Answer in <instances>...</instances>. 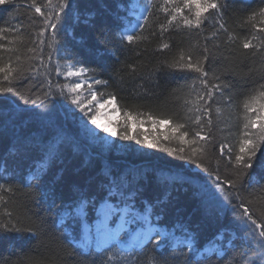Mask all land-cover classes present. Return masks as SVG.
I'll use <instances>...</instances> for the list:
<instances>
[{
    "label": "trees",
    "instance_id": "trees-1",
    "mask_svg": "<svg viewBox=\"0 0 264 264\" xmlns=\"http://www.w3.org/2000/svg\"><path fill=\"white\" fill-rule=\"evenodd\" d=\"M133 2L71 0L74 7L64 23L58 26L55 38L50 28L40 32L44 25L39 14L30 7L31 0H10L8 4L0 5V45L3 46L0 47V66L9 62L15 65L20 57L25 67L37 70L25 73L23 80L11 83L3 81V73H0V84L15 87L29 98L26 101L15 93H0V186H3L0 225H9V230L0 228V264H47L52 259L58 260L59 264H148L149 255L160 254L154 252L155 237L142 249H124L116 243L105 247H82L64 239L69 232L67 222L61 226L62 208L85 195L97 201L98 209L103 200L97 197L106 195L107 181L113 177L117 183L123 181L126 185L122 187L125 198L108 201L119 209L131 205L130 208L137 211H150L151 222L162 228H175L179 234L195 236L199 249L208 242L217 243L218 232L230 233L234 227L225 218L218 195L209 192L211 178L198 164L181 158L188 154V146L180 145L174 135L167 140L163 137L158 140L170 148L183 146L185 153L172 155L161 148H149L120 136L111 145L90 137L81 125L72 94L68 92L69 80L63 77L60 67L72 63L87 69L98 80H108L106 86L99 85V93L106 97L116 96L115 102L123 118L127 110L134 119L139 116L144 123L149 120V115L172 125L181 123L185 128L180 131H187L185 139H191L194 132L201 129L192 123L198 114L189 111L193 104L185 101L195 100L205 89L200 84L199 74L171 69L163 62L171 61L181 50H190L195 59L204 47H208L212 55L204 67L209 74V87L213 83L228 87L223 88V95L216 93L209 101L212 109L210 131L207 117L202 118L201 135L212 137L207 149L208 158L202 162L214 170L219 161L224 178L228 148L232 149L234 159L239 141L244 138L243 103L260 84H264V45H261L264 32L259 31L264 28V23L257 22L254 26L247 19L252 11L264 7V0H220L225 6L220 9L222 15L215 11L206 14L199 29L183 26L179 19L169 26L170 16L161 8L164 0H152L147 23L133 33L147 39L129 44L119 37V32L125 22L124 15L128 14ZM36 3L45 12L50 10L46 0H36ZM57 3L58 0H52V7L55 8ZM175 4L183 7L182 0H175ZM165 6L171 10L175 5ZM184 14L190 16L189 9L186 8ZM161 24L167 31L161 33ZM229 36L233 40L230 41ZM254 36L258 39H253ZM245 40H251L256 47L243 49ZM165 42L170 45L168 49L160 47ZM30 48L36 51H28ZM130 65L136 67L135 72ZM225 68L229 70L225 71ZM49 88L51 94L45 101L46 106L41 107L39 101L45 98ZM118 144H126L127 149L122 151ZM220 144L226 146L223 155L219 151ZM53 145L58 150L54 163L47 159L48 149ZM261 159L262 153L258 152L254 164L257 179L264 175ZM143 163L152 165H140ZM184 171L196 172L199 176L190 178L192 183L189 184L184 183V178L175 182L173 177L166 176ZM153 173H157V178ZM35 176L40 178L34 179ZM101 184L105 185L102 193L97 191ZM261 185L264 180L260 184H245L247 199L253 198L248 193L259 194ZM129 192L133 194L132 199L127 198ZM121 213L113 217L112 222H116ZM38 218L46 221L55 238L51 244H38L31 234L10 230L28 227L30 223L38 222ZM97 218L98 213L93 212L88 221L92 223ZM80 229L81 226L73 233L76 239ZM220 243L225 248L224 253L195 254L193 264L197 261L199 264H233V257L235 264H247L241 259V252L249 246L248 237L236 239L235 247L231 243L227 246V241ZM176 251L191 255L182 245L177 246ZM164 254H168L167 249Z\"/></svg>",
    "mask_w": 264,
    "mask_h": 264
},
{
    "label": "snow or ice",
    "instance_id": "snow-or-ice-1",
    "mask_svg": "<svg viewBox=\"0 0 264 264\" xmlns=\"http://www.w3.org/2000/svg\"><path fill=\"white\" fill-rule=\"evenodd\" d=\"M10 0H0V5H6ZM46 4L49 7V11L45 12L42 10L41 6L36 3V0H31L30 7L34 8L36 14L42 18L41 23L44 25L40 29V32L48 31L52 29V35L55 38L57 32L59 31L58 26L64 23L65 19L69 16L73 9L71 0H58V3L55 8L52 7V0H46ZM174 4L175 6L170 10L165 5ZM183 7L179 4H175V0H164V3L161 5L162 10L165 13H168L170 18L167 20L169 26L173 25L179 19V23L183 26L189 28L199 29L204 20L207 18L206 14H209L212 11H215L217 14L220 13V9L225 7L220 3V0H182ZM135 7V6H133ZM189 9L190 16L185 15V9ZM194 8L195 11L192 12L191 9ZM144 23H147V16H143ZM249 22H252L254 26L257 22L264 23V7H261L258 10L252 11L247 17ZM144 24L140 22V18L135 20L130 19L128 21V27L125 29V32L128 33L122 36V40H127L129 44L138 43L142 40H146L147 37L141 35H135L137 29H143ZM179 26V25H177ZM161 33L167 31V28L164 24L159 25ZM220 28L224 29V25L220 24ZM2 31V30H0ZM226 31V29H225ZM259 31L264 32V28L259 29ZM215 36L216 34L213 33ZM16 39H22V37H16ZM39 39V34L37 35ZM228 39L233 40L232 36H229ZM253 39H258V37H253ZM55 42V40H54ZM40 43H43L41 40ZM261 45H264V41H261ZM0 47H3L0 45ZM160 47L163 49H168L170 45L168 43H161ZM243 49H252L256 47L253 45L251 40H245L242 44ZM28 51L35 52V48H30ZM212 53L208 47H204L202 53L199 57H193L192 52L181 50L179 54L171 59V61L165 60L163 63L167 65L168 68L186 70L189 72H194L199 74L198 78L200 79L201 86L205 89L204 94H197L195 100L188 101L185 103H192L193 108H190L189 111H195L198 113L195 115L192 123L198 125L201 130L195 131L191 139H185L188 136L187 131H180V129L185 128L184 124L175 123L171 126V132L174 134L173 138L180 143V145L188 146V154L181 155L182 159L192 161L205 172L208 177L211 178L210 183H208L209 192L212 195H218V198L223 203V209L225 212V218L230 220L234 225L231 232H218L217 240L220 242L227 241L228 243L233 244L235 247L236 239H243L244 237L249 238V246L246 251L241 252V259L246 260L247 264H264V185H261L259 189V194L253 196L252 193H248V196H252V199H247L245 193L247 189L244 187L245 184H260L261 180H264V175H261L259 179L255 176L254 164L257 163V153H262L261 159V169L264 170V84H260L256 91L247 97L243 103V108L245 110L244 114V124L242 136L244 137L239 141V150L235 154L234 159L232 155V149L228 148V167L225 169L224 178L220 173L219 161L216 162L217 167L214 170H210L209 167H206L202 162L208 158V145L212 140L211 136L201 135V131L204 129V123H202V118L207 117L206 124L208 130H211L212 125V116H211V107L209 101L213 99V96L216 93L223 95V88L228 87L227 84H215L213 83L209 87L208 72L205 70V63L209 61ZM42 59V58H41ZM51 60V57H48ZM133 72L136 71L134 65L129 66ZM229 69L225 68V71ZM37 71L33 67H25L20 62V57H17V62L13 65L11 62L3 64L0 66V73H3V81L11 83L13 80L21 81L25 78V73ZM59 72V68L56 69ZM87 70L84 68H76L75 66H69L66 71L63 73L67 77H80ZM214 79H219V77H214ZM264 79V77H262ZM95 85H107L108 80H93ZM82 83H73L68 87V92L71 93L72 103L78 107L81 112L84 114L87 120H90L93 125L97 128L102 129L104 132L110 133L112 136L119 135L123 140H135L138 144L146 145L149 148H161L165 152H169L172 155H180L185 153V147L180 146L178 148H170L164 144H161L158 139H153L152 141L147 140V138H140L138 135H132L130 132V123L133 121V114L130 111H125V122L124 127L120 132H117L113 129L102 125L98 116L101 114L100 109H103L105 105L112 104L116 101V96L114 94L109 95L106 99L101 100L97 99V93L92 90L91 85H89V94L90 99H87V105L84 99H81L80 89H82ZM194 88V85H193ZM0 93H15L16 96L20 97L23 100H28L27 96H23L21 92L17 91L15 87H5L0 84ZM51 94V88L49 92L45 93V98L40 100V106L45 107V101L48 96ZM61 94H63V89H61ZM103 96V94H101ZM93 102H95L93 104ZM33 104L36 101H32ZM220 109L217 108L216 112L219 113ZM249 113H255L254 116H250ZM148 119L152 121L153 124L161 125L167 123V120L153 119L151 115L148 116ZM137 121L143 123L142 120H139L137 116ZM255 130V131H253ZM178 133V134H177ZM165 139H169L165 137ZM225 145H219V151L223 155L225 153ZM58 150L57 146H50L47 153L48 161L54 163L57 158ZM43 170V166H42ZM111 175V173H110ZM39 176H35L34 179H39ZM122 187H126L123 181L117 183L116 178L109 179L107 181V190L106 195H100L97 199L104 201L101 208L97 209L96 200L87 198L85 195H81L80 199L70 203L62 208L63 215L61 216V226L66 222L68 227L72 229V232L64 236V239L69 241V244L73 243L74 237L73 233H76L80 226H84V236L83 241L85 244L91 243L90 228L87 225L88 217L93 212H98L102 215L103 219L98 223L103 226V239L105 241L115 240L116 243H119L118 232H114L108 226L109 220L117 216L121 209L117 205L111 204L108 200L120 198H125V191L122 190ZM79 191V189L77 188ZM105 185L101 184L98 186V192H104ZM0 191H3V186H0ZM11 191V189H8ZM226 194V195H225ZM128 199L133 198L131 192L128 193ZM3 197L0 196V200ZM236 201L233 204V201ZM131 205L126 206L124 211H127V208H130ZM11 216V213H9ZM120 228H123L129 221L124 220L121 216ZM143 221L148 227L144 230L143 237L137 239L135 245L132 247L143 248L145 241L153 242L154 240V252H159L158 255H149L148 264H193V257L198 251L196 246V237L191 234H186L183 238H178L173 232L164 231L160 229H155L151 226V221L148 216H144ZM136 217H133L135 222ZM17 223H20L19 218H17ZM0 228L4 230H9V225H0ZM13 232L17 233H29L31 238L36 240L38 244H51L55 238L52 237L51 232L46 224V221L42 218H38V222L30 223L28 227L25 228H16L12 227L10 229ZM63 235V234H62ZM101 233H97V237L100 238ZM172 245L170 248L169 245ZM183 246L187 249L188 253L191 255H186L183 252L179 254L176 251L177 246ZM223 245L215 247L216 251L220 250V247ZM167 249L168 254H164V250ZM208 259V257H205ZM111 260V258H109ZM29 264H41V262H29ZM47 264H59V261L52 259L47 262ZM199 264V261L196 262ZM233 264H235V257H233Z\"/></svg>",
    "mask_w": 264,
    "mask_h": 264
},
{
    "label": "rangeland",
    "instance_id": "rangeland-1",
    "mask_svg": "<svg viewBox=\"0 0 264 264\" xmlns=\"http://www.w3.org/2000/svg\"><path fill=\"white\" fill-rule=\"evenodd\" d=\"M149 1L150 0H134L133 5L135 6V15L137 18L138 17L140 18V22H142V19H143L142 17L144 16V12H145L146 7L148 5L147 2L149 3ZM125 34H128V33H125ZM69 66H75V65H73L72 63L61 64V67H60L61 73L63 74ZM75 67L81 68V67H77V66H75ZM63 77L70 81L69 87L73 83H82L83 84L82 89H80L79 91H80L81 99L85 100L86 105H87V99H90L89 85H91L92 90H94L97 93V99L98 100H101V102H103V99L107 98L104 95L101 96V93H99V85H95L92 83L93 80H98V79H96L92 75L90 76L88 71H86L80 77H67L64 74H63ZM94 103L95 102H93V104ZM73 105L75 106V109L80 112V116L82 119V121H81L82 127H84V129L86 130V132L88 133V135L90 137L99 138L100 140H103L104 143H106L107 145H111V144L116 142V139L119 135L112 136L110 133L104 132L102 129L97 128L95 125H93L91 123L90 120L86 119L84 114L81 112V110L78 107H76L75 104H73ZM100 113L101 114L98 116V120L102 125L108 127L109 129H113L117 132H120L123 129L125 118H123L122 115L120 114V111L118 109V104L116 102H114L112 104L105 105V107L103 109H100ZM249 115L254 116L255 113H249ZM119 122H121V124H118ZM145 123L148 125H145ZM145 123H144V121H143V123H140L136 119L133 118V121L130 123L131 134L132 135H138L142 139L147 138V140H149V141H152L154 138L159 139L162 137L165 138V137H170V135H174L171 132L172 124L170 122H167V123H164L161 125H156V124H153L151 120H148ZM117 147H119V149H121L122 151L124 149H127L126 144H125V146H123V145L121 146V144H118ZM194 173L195 172H193V174ZM166 176L169 178H172V177L174 178L175 174L171 175V173H170V174H166ZM180 178H183V177H180ZM108 202L113 204L110 201H108ZM103 203H104V201H103ZM103 203L99 206V208H101ZM125 209H126V207H122V209H121L122 213L119 216V219L117 220L116 224L111 223V221L109 220L108 226L114 232H118V236H119V240H120L119 245H122L124 248L129 249V248H131L132 245H135L137 239H141L143 237L144 230L148 227V225L144 223L142 218L144 216H148L150 219V215H149L148 211L133 212V210H131V209L129 210L128 208H127V211H124ZM121 216L124 218V220L129 221V223H127L123 228L119 227V225L121 224V219H120ZM134 216L136 217V220H135V222H132ZM102 219H103L102 215L99 214L98 218L92 224L87 223L88 227L90 228L91 239L94 238V243H96L97 246L108 245V244H110V242L115 241V240L105 241L103 239V235H102L103 234V226L98 223ZM151 226L155 229L173 232L175 234V236L179 238V234L176 233L175 230L167 229L165 227H163V228L158 227L154 223H151ZM98 232L101 233L100 238L97 237ZM216 244L217 245H215L214 247L220 246L221 243L218 241ZM219 252H221V253L224 252L221 247H220Z\"/></svg>",
    "mask_w": 264,
    "mask_h": 264
},
{
    "label": "bare ground",
    "instance_id": "bare-ground-1",
    "mask_svg": "<svg viewBox=\"0 0 264 264\" xmlns=\"http://www.w3.org/2000/svg\"><path fill=\"white\" fill-rule=\"evenodd\" d=\"M134 3V2H133ZM152 0H150L149 1V3L147 2V7H146V10H145V12H144V16H147V18H148V16H149V13H150V9H151V7H152ZM131 9L129 10V12H128V14H126V15H124L125 16V22H124V25H123V28H122V30L119 32V37L120 38H122V36H124V35H126L125 33V29L128 27V21L130 20V19H132V20H135L137 17H136V15H135V7H133L134 5L131 3ZM123 15H121V18L123 17ZM139 18V17H138ZM142 24H145L144 23V21H143V19H142V22H141ZM138 30V29H137ZM81 67V66H80ZM88 71V70H87ZM89 72V71H88ZM89 75L91 76L92 75V73L91 72H89ZM93 77H95L96 79H97V77L96 76H94V75H92ZM66 79V78H65ZM68 80V79H67ZM69 83H70V81H69ZM69 87V86H68ZM71 94V93H70ZM76 110V109H75ZM77 112H78V115L80 116V112L78 111V110H76ZM80 119H81V116H80ZM82 121V119L80 120V122ZM81 125H82V123H81ZM103 141V140H102ZM140 165H143V166H148V167H150L152 164L150 163V164H147V163H143V164H140ZM153 175L154 176H156V178H157V173H153ZM176 177H178V178H172V179H175V182H178L180 179H182V178H180V177H183L184 179H183V181H184V183H192V182H190L191 181V179L190 178H194V177H198L199 175L195 172L194 174L193 173H191V172H186V171H184L183 173H177L176 175H175ZM171 179V180H172ZM190 179V180H189ZM206 197H208V196H206ZM87 223H88V221H87ZM67 230H68V232L70 233V231L72 232V229L69 231V227H67ZM172 230H175V228L174 229H172ZM79 231H81V232H79V237H77V239L74 237V240H73V242L76 244V245H79V246H84V247H88V246H93V247H99V246H97V244L96 243H94V238H92L91 239V243L90 244H85L84 243V241H83V236H84V226H81V229L79 230ZM176 231V230H175ZM176 233H178L177 231H176ZM179 234V233H178ZM186 235V233L185 234H179V238H183L184 236ZM153 238H154V236H153ZM146 242V241H145ZM148 242V241H147ZM144 245H145V243H144ZM215 245H217L216 244V242H208V244H206V245H204L202 248H197L198 249V251L196 252V254L197 255H202L204 252H218V254L219 253H221V252H219V251H216L215 250ZM230 245V243H228L227 242V246H229ZM105 246H107V245H102V246H100V247H105ZM222 249H223V251L225 250V248L222 246L221 247ZM225 252V251H224ZM224 252H222V253H224Z\"/></svg>",
    "mask_w": 264,
    "mask_h": 264
}]
</instances>
